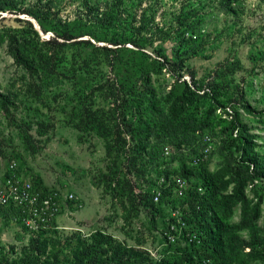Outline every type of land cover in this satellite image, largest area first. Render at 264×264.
I'll return each mask as SVG.
<instances>
[{
	"label": "rangeland",
	"instance_id": "1",
	"mask_svg": "<svg viewBox=\"0 0 264 264\" xmlns=\"http://www.w3.org/2000/svg\"><path fill=\"white\" fill-rule=\"evenodd\" d=\"M14 1L31 14L0 13V94L9 101L7 108H0V182L15 162L18 178L71 192L77 202L62 210L51 230L35 234L0 206V264H151L169 256L163 216L133 200L151 184L139 173L126 176L122 166L125 152L135 146L124 116L130 122L138 119L134 104L142 96L147 73L163 106H178L185 99L188 114L197 122L211 106H222L211 119L224 124L200 133L202 144H215L208 170L222 185L228 180L226 172L242 173L244 168L248 179L243 195L228 201L231 211L225 222L232 233L253 240V233L239 226L243 210L249 217L257 207L259 218L252 224L264 238V181L250 184L238 151L240 142L249 143L264 164L263 1L254 7L246 2L238 11L224 0ZM6 28L26 31L23 38L31 47L52 58L50 71L38 64H17L9 42L14 33ZM68 31L81 37L51 51L45 46ZM111 39L123 45L115 47ZM228 86L239 88L244 104L256 111H239L235 141L221 133L230 121L224 112L233 110ZM85 113L110 128L120 125L126 140L110 129L102 137L92 125L86 128ZM152 173L147 177L155 180ZM223 194L216 195L217 202ZM246 254L239 252L235 261L226 263L264 264V247L256 258Z\"/></svg>",
	"mask_w": 264,
	"mask_h": 264
},
{
	"label": "trees",
	"instance_id": "2",
	"mask_svg": "<svg viewBox=\"0 0 264 264\" xmlns=\"http://www.w3.org/2000/svg\"><path fill=\"white\" fill-rule=\"evenodd\" d=\"M224 1L231 10L238 11V9H234L231 6L230 0ZM1 12L31 14L30 10L19 7L14 0H0V13ZM28 25L30 32L38 37L37 31L32 28L30 23H28ZM6 30L14 33L12 37L9 36V42L12 58L17 64L28 68H32L34 64H38L44 70L48 69L50 71L49 67H51L53 63L51 61L52 58L45 55L41 49L37 50L31 47L30 42L23 38V34L26 31L19 28H6ZM80 37L81 36L78 34L68 31L61 36L58 35L45 41V46H49L51 51L57 48V46H64L67 44L66 42L76 40ZM59 39L64 40L65 44L61 43ZM109 41L115 47L123 45V42L118 39H111ZM182 43L183 42L180 41V45H182ZM104 50L110 51L113 49L104 47ZM145 78V84H143L144 88L140 93L142 96L137 99L134 104L135 113L139 116L138 119H134V122H130L126 120V116H124V125L127 129L126 133L131 134L130 138L133 140L132 143H135L132 149L125 152L126 160L122 165L124 169H126L125 175L128 176V174L139 173V175L145 177L142 178L145 179L146 183L151 184L150 190H144V192L142 190L141 193L134 194L133 200L139 203V205H144L150 212L154 210L157 214L162 215L165 223L170 207L182 206L185 203H189L192 216L186 217V220L195 230L203 234L201 237V245L198 246V248H183L182 246L168 245L166 243L171 249L169 256H162L159 263L151 259V261H153L151 264L193 263L195 262V257L198 259H209L211 260V264H227V259L235 261L239 252L247 253L246 255L250 258H256L260 255L264 247V238L254 230L252 224L254 220L259 218L258 208H254L255 210L251 212L249 217L247 209L245 208L242 212V223H240L239 226V228L250 230L254 236L253 240H244L237 233H232L225 222V219L231 211L230 202L228 201L233 198L237 199L241 193L243 195V187L247 183L246 179H248L244 176L245 174H242L245 172L244 168L241 170L242 173L239 170V173L237 171H232V173L230 171L226 172L228 180L224 184L219 185L216 180L219 176L212 174L208 170L213 152L209 160L201 163L198 167H194L191 164V155H199V152L203 148L204 143L202 144L201 142L200 133L205 131L213 132L217 125L224 124V121H220L219 124H217L213 118L211 119V115L213 116L217 109L222 106H220L219 103L211 106L210 110L207 112V116L197 122L188 114L189 110L186 106L185 99L180 98L177 103L178 106L170 108L163 106L160 99L155 95L156 90L151 84L150 74L147 73ZM226 93L231 94L232 99L230 100V104L233 106V110L224 112L225 115L230 118V121L222 128L221 133L227 134L232 141H235L233 136L237 129L240 128L239 111L242 110L249 115L256 114V111L249 104H244V94L239 88L233 89L228 86ZM8 103L9 101L7 98L0 94V108H7ZM85 115L86 128L92 125V128L102 137H106V129H110L115 137L123 141L126 140V135H124L120 125L117 124V126H113V131L109 124L105 126L106 122L103 120H91L92 116L90 113H85ZM133 123H138V125L134 126ZM167 146L178 148L179 153L171 158H165L163 151ZM111 149L112 148H109V151H111ZM238 151L241 154V163L245 164L247 168L246 175L251 178L249 181L250 184L255 185L258 180L264 181L263 160L255 153V149L250 146L249 143L240 142ZM142 158H144V161L139 164ZM176 164L178 165V169L173 170L170 168L171 165L173 167V165L176 166ZM228 165L232 167L231 163ZM149 167L151 169L153 168L154 173L148 170ZM148 172L152 173L151 177H156L155 180H150V178L147 177ZM174 175H180L188 179L193 190H190L189 193L187 192L185 197L179 198L173 193L174 188L172 185L164 187L161 201L159 204H155L152 193L153 188L155 189L158 187V182L162 177L169 179V177ZM236 182L239 183L237 188H234L233 191L227 194H223V191H226L231 184H236ZM128 183H130V180ZM35 186L49 191L40 185ZM199 187L205 188V194L200 195L197 193V188ZM133 188L134 186L132 190H134ZM221 193L223 194L221 197L222 201L217 202L216 195H220ZM238 201L239 200H236V203ZM197 207L200 209L198 210ZM8 210L18 217L15 210ZM18 220L22 226L21 220ZM51 229L52 228L43 230L40 233H44ZM246 249H249V252H246ZM219 258H223L224 260L218 262Z\"/></svg>",
	"mask_w": 264,
	"mask_h": 264
},
{
	"label": "built area",
	"instance_id": "3",
	"mask_svg": "<svg viewBox=\"0 0 264 264\" xmlns=\"http://www.w3.org/2000/svg\"><path fill=\"white\" fill-rule=\"evenodd\" d=\"M260 1L264 2V0H230L234 9H239L246 2L254 7L255 3ZM189 35L193 36V33L191 32ZM214 149L213 142L204 143L199 155H191V164L198 167L201 163L207 162ZM178 153L179 149L173 146H167L163 151V155L167 159ZM15 169L16 163L12 162L10 166L11 174L6 180L0 182V206L15 210L18 214L17 218L21 220L26 231L35 234L52 228L62 210L68 206L73 207L77 202V197L71 192L61 189L45 191L36 187L32 182L18 178ZM171 185L174 188L173 193L179 198L185 197L187 192L193 190L190 181L183 176L174 175L169 179L162 177L158 182V187L152 191L155 204H159L161 201L163 188ZM205 192V188H197L198 194L203 195ZM197 209L200 208L197 207ZM191 216L192 210L189 203L168 209L167 228L163 233L168 245L190 249L198 248L201 245L203 234L195 230L186 220V217ZM184 264H211V260L195 257V262Z\"/></svg>",
	"mask_w": 264,
	"mask_h": 264
}]
</instances>
